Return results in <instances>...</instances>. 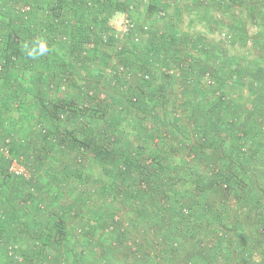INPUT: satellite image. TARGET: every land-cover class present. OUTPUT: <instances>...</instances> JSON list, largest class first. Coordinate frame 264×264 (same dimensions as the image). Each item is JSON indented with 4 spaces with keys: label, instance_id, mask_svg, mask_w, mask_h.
<instances>
[{
    "label": "crops",
    "instance_id": "1",
    "mask_svg": "<svg viewBox=\"0 0 264 264\" xmlns=\"http://www.w3.org/2000/svg\"><path fill=\"white\" fill-rule=\"evenodd\" d=\"M56 1L0 3V33L22 23L16 3L25 2L32 10L28 29L35 33L49 23L51 35L82 39L78 31L92 32L96 39L81 55L80 44L56 38L48 59L38 57L34 71H19L23 88L15 94L0 80V133L10 127L15 137L33 140L27 150L17 149L30 167L29 184L0 179V210L10 222L0 237L28 254L35 231L53 232L61 218L71 238L72 228L87 219L96 226L78 249L90 255L109 237L107 226H119L111 208L120 207L131 232L149 229L154 215L149 219L145 213L155 207L154 198L134 199L133 205L128 198L130 203L121 205L112 189L137 173L123 160L173 159L179 166L164 171L166 177H191L180 186L178 204L192 208L193 221L227 226L218 244L202 238L203 245H182L176 250L182 256L178 264H187L186 259L192 261L188 264H264V0H58L63 12L52 19ZM123 16L132 18L139 41L132 34L112 36ZM105 35L108 43L100 39ZM36 72L56 86L65 73H74L93 94L83 96L77 82L57 87L48 97L69 110L63 119L44 116ZM143 72L149 81L142 80ZM42 128L50 140H41ZM72 135L89 141V148L79 152ZM4 156L0 148V164ZM118 169L123 179L111 183ZM220 175L229 188L216 185ZM168 186L163 183L160 192ZM39 205L53 217L42 216ZM162 257L150 262L168 264Z\"/></svg>",
    "mask_w": 264,
    "mask_h": 264
},
{
    "label": "trees",
    "instance_id": "2",
    "mask_svg": "<svg viewBox=\"0 0 264 264\" xmlns=\"http://www.w3.org/2000/svg\"><path fill=\"white\" fill-rule=\"evenodd\" d=\"M3 2L4 0H0L1 4ZM24 4L27 5L25 2H22L21 4L16 3V6L18 5L19 6L16 8L15 11L17 12L16 15L19 17V20L22 23L18 25L17 29L10 28L9 31L0 33V61L4 60V62L1 64L0 80L2 82V85H5L10 90L11 94H15L19 89L23 88L17 75L19 71L21 72L24 69L26 70L31 69L34 71L35 60L38 57L48 59L50 55V46L55 43L56 38L58 39V41H62L63 43H65V41L70 39L72 40V42H76L80 44L79 52L81 55L85 54L86 48L84 49V47L88 44V42L93 41L94 43V41H96V39L92 35V32L91 35L86 36L85 34H82L80 31H78L79 35L84 36V38L82 39L77 37H75V39L74 38L72 39L64 33L51 35L52 32H50L49 23L41 24L40 26H38L37 28L38 31L35 33L31 29H28L30 25L27 24V22H30L32 19V14H31L32 10L30 8L28 11L22 12L21 8L22 6H24ZM54 6H55V10L53 9L52 19H54V17H59L63 12L62 2L59 3V1L57 0ZM15 24H17V22ZM40 39H43L46 42L47 51L43 55H40L38 57L35 58L29 57L27 55V50L25 49V44L28 45V48H31L33 43L38 42V40ZM100 39H103V36H101ZM108 39L103 41L108 43L109 42ZM64 70H66V68H64ZM35 74H36L35 75L36 82L40 83L39 87L43 92V95L41 97L42 102H40L41 108L46 111V113H44L43 115L44 116L48 115L51 118L55 117V118L63 119L66 115L65 112L69 109L62 108L61 105L56 102V100H54L52 97L51 98L48 97L49 92L53 93L55 89L58 88L61 90V85L56 86L52 82V79L50 78L47 79L44 77V75L38 76L39 73L37 72ZM75 77H77V75L74 73H70V72L68 74L65 73V79H64L66 80L65 88L77 82L79 92H81L83 96H90L91 94H93L92 92L91 93L88 92L89 87L85 85L84 81L78 82L79 81L78 78L77 80H75ZM24 88H27L26 85L24 86ZM15 102H17V100ZM89 111L93 114L92 109H89ZM61 114H63V116H61ZM13 132L14 131L12 128L4 127V129L0 133V138L2 142L0 146L7 145L9 148L10 155L20 159L27 167H29L26 162L27 159H25L22 155L18 154L17 149L19 148L20 150L21 148H23V150L24 149L27 150L28 148H30L29 145L32 143L33 140L28 135L15 137V133ZM39 134L42 141L50 140L49 139L50 134L47 128H42ZM72 137H74L73 139L76 141V147L77 149H79V152L85 151L87 148H89V141H82L75 135H72ZM6 139H8V142H6ZM75 157H76L75 164L80 165L79 157L77 155ZM103 161L107 162L106 159H103ZM123 162L124 164L131 165L130 167L134 166V168L137 170V173H135V175L132 176V179L130 178L131 180L121 183L120 184L121 186L118 187V189H112L113 197L115 198V200L120 201V199H122L121 202L125 205L129 202L128 198H131L130 202H132V200L134 201V199L139 201L144 200L143 202L149 200L150 198L153 199L158 194V192H160V187H162L160 186V183L166 180L164 178L165 175L162 174L164 170L162 167L166 166L163 163V161L157 158L145 159L142 157L136 159L133 158L131 162L127 160H123ZM7 163H8V158L4 156L3 163L0 164V166H2L0 172V179H2V183L4 182L7 184L15 180L14 181L15 183H17V181H22L25 182L26 184H29L28 180H31L32 175L29 179H25L19 176H14L13 174L7 171V165H8ZM120 173H122L120 172V169L116 170L115 173H113L114 175L111 176L113 177L111 183H114L117 179L120 178L123 179ZM220 176L224 177L223 175ZM229 184H230L229 182L225 184L226 188H228L227 186H229ZM28 193L33 195L30 191ZM124 200L127 201L124 202ZM47 208H48L47 206L44 207L39 205L37 210L44 217L46 215L47 216L51 215L53 217L51 213L46 214ZM5 219H6L5 215L0 211V233L6 232L9 229L10 222H7ZM54 219L56 218L54 217ZM53 225L56 227V230L53 231L55 233L51 231L45 233L39 230L35 231L34 235L31 238V243H30L31 251L28 254H25L22 251H20V254L24 257V260L25 258L27 259L25 263L26 264H34V263L63 264L65 260L66 264H75L73 261H77L78 264H83L82 263L83 257L87 255V253L83 249L79 251L78 246L79 244H81L80 241H83V238L91 239L89 234L92 235L91 233L93 232L91 231L94 229V226H96V223L93 224L91 221H87V219L79 222L76 226L72 228L71 238L73 239H71L70 236H68L69 234L68 233L66 234L64 228H62L63 220L61 218L56 219ZM110 225L114 227L113 224H109V226ZM143 231L146 232V229ZM58 248L60 249L58 250ZM130 248L131 245H128L126 249L121 250L122 251L121 253H127V251ZM146 248L147 247H145L144 249ZM140 251H142V248H140L139 250L137 248L135 252H132V248H131L132 254H130V257L134 258L135 254ZM113 254L114 252L110 250L109 252L107 253L104 252L103 254H99L98 256L96 255V253H91L89 256L91 257L92 260L93 259L95 260L97 258L96 259L97 264H116V262L113 260ZM147 255H148L147 253H142L140 254L139 257H145ZM157 256L159 257V255ZM50 259L55 260L56 262L49 263ZM29 261H31V263ZM157 262L158 261H156V263Z\"/></svg>",
    "mask_w": 264,
    "mask_h": 264
},
{
    "label": "rangeland",
    "instance_id": "3",
    "mask_svg": "<svg viewBox=\"0 0 264 264\" xmlns=\"http://www.w3.org/2000/svg\"><path fill=\"white\" fill-rule=\"evenodd\" d=\"M162 161L166 165L165 167H162L164 170L161 168L163 170L162 174L164 175H165L164 171L167 170V172L169 171L173 172V170L176 169V166H179V164L175 163L174 162L175 160L173 159H163ZM167 164H169V167ZM207 177L210 179L209 175H207ZM164 178L166 180L162 181V183H160V186H162L163 183L168 184L169 186L166 187V190H164L163 193L160 192L154 197V201L152 205H155V207L154 208L153 206L150 207L149 211L147 212L149 214L145 213L146 218L150 217L149 219H151L152 215H154V219L156 220L155 223L152 224V222L154 221V219H152L150 225L148 220L147 225L149 229L148 228L146 229L147 233L144 231H141L140 233L130 232L131 228L130 226H127L126 223L127 220V212H125L126 209L120 207L118 208L117 211H115L111 208V210L115 212L114 220L119 221V226L113 227L112 225H110L106 228L107 229L106 231H108L110 234L109 237L107 236L108 240L105 238V243L100 244V247H97V244L93 246V252L96 253L97 256L102 253L101 251H103V253L104 252L107 253L111 250L112 252H114L113 260L116 262V264L120 263V259L119 260L117 259L119 257L124 259L123 264H150V263H154L150 261H155V262L158 260L162 261L160 260L161 256L167 257L165 262H167L168 264H178V262H181L180 260L182 259V256L180 252L177 254L176 250H178L179 248H183L182 245L186 244V246L185 245L184 246L187 247L188 244L187 248H190L191 246L203 245L200 243L203 241L207 242V238L208 240L214 241V243L218 244V242L226 238L225 229H227V226L217 223L216 226L219 228V232H217V235H215L213 233V230L216 228V226L208 222H205L206 220L193 221L194 213L192 208H190V206L188 205L178 204L177 196L179 195L180 192V186L184 185L186 182H190L191 177L185 176V177L177 178L174 176L166 177L165 175ZM218 178L219 179L215 181L216 185L218 184L220 189L223 190L226 189V185H224V183L225 184L227 183L226 180H224L225 177L219 176ZM201 182L203 184H206L208 180L205 177H202ZM200 191H201V196H203V198L206 199L207 192L204 191L203 188H201ZM122 204L123 203H121V205ZM147 208L148 205L142 210H145ZM130 209H133V207H131ZM150 211H152V213H150ZM117 212L119 214H116ZM153 238L156 240H153ZM202 238H206V239L205 240L203 239L202 241ZM129 241H131L130 245L132 248V252H135L137 248L138 250L142 248V251L137 252L134 258L130 257V254H132L131 248L127 251V253H121L122 252L121 250L127 248V246L129 245L128 244ZM152 242H154L155 244L158 242L159 244H156L155 246V244H151ZM9 244L16 245L17 250H20L19 244L17 242L12 240L11 241L5 240L4 237H0V247H1L0 261H2L3 264H26L25 263V261H27L26 258L22 262L21 261L17 262L7 253V245ZM146 244H148L147 248L144 249ZM150 248L155 249V252L148 253L149 251L147 249ZM159 250H163V251L158 252ZM166 250L169 251V254L165 256ZM142 253H147L148 255L145 257H139L140 254ZM157 255H159V257ZM85 256H84L85 258L83 257L82 260L83 264H97L96 263L97 258L95 260L94 259L92 260L89 255H85ZM31 261L29 262L31 263ZM186 261H188L187 264L192 263V261H190L189 259H186ZM55 262L56 261L52 259H50L49 261V263H55ZM73 262L75 264H78L77 261H73ZM64 263L65 260L63 264Z\"/></svg>",
    "mask_w": 264,
    "mask_h": 264
},
{
    "label": "built area",
    "instance_id": "4",
    "mask_svg": "<svg viewBox=\"0 0 264 264\" xmlns=\"http://www.w3.org/2000/svg\"><path fill=\"white\" fill-rule=\"evenodd\" d=\"M30 8L27 5L22 6L21 11L25 12L28 11ZM135 30V23L133 22L132 18L129 16H123L121 20H117L116 23L113 25V31L112 36L114 38L120 37L121 35H129L132 34V39L134 41H139L140 35ZM108 37L105 35L103 36V40H107ZM4 62V60L0 61V69L1 64ZM142 80L149 81L150 80V74L147 72H143L140 74ZM66 85V80L61 84V89H64ZM63 116V114H61ZM6 142H8V139H6ZM1 151L5 154V157L8 158V165H7V171L14 176H19L25 179H29L31 177V173L27 166L18 158L13 157L10 155L9 148L7 145L0 146ZM225 185V183H224ZM131 241L128 242L130 245ZM7 253L15 259L17 262L24 261V257L20 254V251L17 250V246L14 244L7 245Z\"/></svg>",
    "mask_w": 264,
    "mask_h": 264
},
{
    "label": "clouds",
    "instance_id": "5",
    "mask_svg": "<svg viewBox=\"0 0 264 264\" xmlns=\"http://www.w3.org/2000/svg\"><path fill=\"white\" fill-rule=\"evenodd\" d=\"M25 49L29 57L35 58L43 55L47 51V44L43 39H40L38 42L33 43L31 48H28V45L25 44Z\"/></svg>",
    "mask_w": 264,
    "mask_h": 264
}]
</instances>
